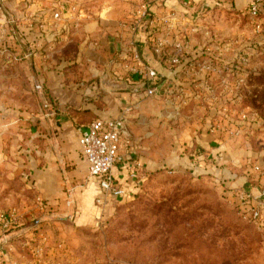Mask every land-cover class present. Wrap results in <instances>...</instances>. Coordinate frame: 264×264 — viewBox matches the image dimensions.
<instances>
[{
	"label": "rangeland",
	"instance_id": "374dc122",
	"mask_svg": "<svg viewBox=\"0 0 264 264\" xmlns=\"http://www.w3.org/2000/svg\"><path fill=\"white\" fill-rule=\"evenodd\" d=\"M143 1L149 2L146 26L139 20ZM58 7L63 19L69 11L81 16L61 30L93 19L109 37L114 26L133 33L136 39L126 43L130 54L112 56V63L182 67L174 75L178 84H166L168 77L157 70L155 79L139 77L136 92L143 95L130 126L125 116L123 137L145 134L155 122L161 142L170 136L172 149L157 141V165L133 157L131 189L119 184L120 197L100 192L94 197L98 217L84 226L60 218L55 209L39 213L38 193L13 155L25 141L21 123H27L21 114L24 96L7 98L11 85L22 86L13 69L20 62L13 48L20 43L30 54L40 49L41 25L55 28L50 12ZM27 15L34 18L36 34L18 32V22ZM137 22L141 26L134 29ZM84 54L91 57L88 48ZM152 86L156 91L146 94ZM179 88L187 90L185 101ZM0 97V140L9 149L7 155L0 149V214L11 218L4 227L6 219L0 217L5 254L0 264H264V232L240 212L241 190L229 184L227 170L212 169V155L206 156L203 144L191 143L193 130H188L215 133L236 144L219 153H234L245 172L249 162L264 167V4L252 17L247 5L235 0H0ZM197 154L204 155L198 172L190 164Z\"/></svg>",
	"mask_w": 264,
	"mask_h": 264
},
{
	"label": "crops",
	"instance_id": "0c3cea01",
	"mask_svg": "<svg viewBox=\"0 0 264 264\" xmlns=\"http://www.w3.org/2000/svg\"><path fill=\"white\" fill-rule=\"evenodd\" d=\"M235 1L245 6L248 0ZM68 13V18L57 22L52 31L44 25L38 33L42 46L32 51V54L26 53L20 43L14 42L13 53L19 56L20 62L14 64L13 69L21 79L22 86L11 85L13 91L7 98H12L15 93L25 98L22 105L26 106V111L21 112L27 122L21 123V134L25 141L24 144L21 143V148L13 150L16 151L13 155L23 167H20L23 178L29 180L28 183L38 193L39 213H43V210L45 213L52 212L55 209L60 218L68 216L76 226H84L93 223L98 217L99 210L94 203V197L100 194V187L98 178L89 174L87 162L78 151L80 130L95 118L109 119L119 115L126 116L130 126L134 122L132 117L135 114L134 109L138 106L136 102L143 94L130 88L137 85L139 76L126 72L117 60L113 63L110 60L112 56L123 57L130 54L128 51L131 46L126 43L136 39L133 33L114 26L109 37L104 33L106 29L100 28L93 19H83L80 27L61 30L63 23L81 19L80 14L76 15V12ZM33 19L27 15L18 22L19 34L34 32L31 27ZM31 28L32 32L29 31ZM87 41L89 44L86 46ZM87 48L91 53L89 58L84 54ZM144 54L150 59L151 52L146 48ZM150 66L168 77L166 84L180 83L179 79L174 80V75L182 67L175 66L173 69L171 66L167 69L161 64ZM108 68L113 76L120 78L117 81L124 86L111 88L103 84L102 77ZM199 82L196 80V84ZM187 95V90H182V101L186 100ZM12 99H8L7 103L12 105ZM191 129V143H201L207 147L206 156L211 154L213 158L209 163L212 169L218 173L227 170L231 179L230 185H237L238 190L248 193L253 201L264 203V196H259L260 189L264 188V179L261 176L264 167L257 162H249L250 166L245 172L243 162L236 163L234 153H219L220 148H229L236 144L221 141L215 133L208 134L204 130L199 132L192 127L188 130ZM148 130L142 135L138 133L137 136L134 135L137 131L129 133V137H123L125 131L122 133L118 159L112 171L114 180L126 188L128 185V189H131L133 182L129 177L133 157L140 162L157 165L161 163L157 157V141L164 143L165 149H172L169 135L161 142L155 122L150 123ZM186 143L189 144L188 141ZM1 148L4 154L9 153L8 147H3L0 140ZM144 154H147V158ZM223 163L227 165L220 167ZM190 164L193 170L198 172L204 164V155H195ZM262 213L264 214V209ZM34 224L35 227L39 226V223ZM31 234L30 231L26 232V235Z\"/></svg>",
	"mask_w": 264,
	"mask_h": 264
},
{
	"label": "built area",
	"instance_id": "2783aa9c",
	"mask_svg": "<svg viewBox=\"0 0 264 264\" xmlns=\"http://www.w3.org/2000/svg\"><path fill=\"white\" fill-rule=\"evenodd\" d=\"M264 0H248L247 11L250 16L257 17L261 11ZM62 7V6H61ZM61 7L50 12L51 18L59 22L62 19ZM142 15L140 21L143 20V25L150 24L149 19V2L143 1L141 3ZM142 22V21H141ZM44 27V25H41ZM137 22L134 29L140 27ZM144 26V27H145ZM135 52V51H134ZM134 54V55H133ZM133 59H137V53H133ZM126 72L136 74L140 78L155 79L157 78V71L155 68L147 64H129L121 63ZM156 91V86L148 87L146 94H153ZM125 116L119 115L114 118L101 119L95 118L85 128L80 130L79 148L78 151L82 158L87 162L88 172L90 175H95L98 178L100 192L103 195L121 196L124 189L116 183L113 177V166L118 159V150L120 146V139L124 131ZM264 179V173L261 174ZM259 196H264V188L259 191ZM238 208L242 215L256 223V225L264 232V203L255 202L251 196L240 191L237 194ZM0 217H4L0 214ZM6 223L4 227L8 226L11 218L4 217ZM5 255L0 251V256ZM8 264H20L17 262H9Z\"/></svg>",
	"mask_w": 264,
	"mask_h": 264
},
{
	"label": "water",
	"instance_id": "95a60500",
	"mask_svg": "<svg viewBox=\"0 0 264 264\" xmlns=\"http://www.w3.org/2000/svg\"><path fill=\"white\" fill-rule=\"evenodd\" d=\"M102 78L103 84L107 87L120 88L124 86L122 83L117 81V78L115 76L111 74L110 68H108L107 73H105ZM130 88L137 90L139 88V85L130 86Z\"/></svg>",
	"mask_w": 264,
	"mask_h": 264
},
{
	"label": "trees",
	"instance_id": "16d2710c",
	"mask_svg": "<svg viewBox=\"0 0 264 264\" xmlns=\"http://www.w3.org/2000/svg\"><path fill=\"white\" fill-rule=\"evenodd\" d=\"M261 12V11H260Z\"/></svg>",
	"mask_w": 264,
	"mask_h": 264
}]
</instances>
